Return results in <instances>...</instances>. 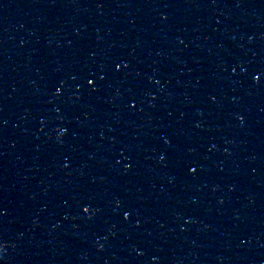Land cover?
Instances as JSON below:
<instances>
[{
    "label": "water",
    "instance_id": "95a60500",
    "mask_svg": "<svg viewBox=\"0 0 264 264\" xmlns=\"http://www.w3.org/2000/svg\"><path fill=\"white\" fill-rule=\"evenodd\" d=\"M0 264H264V0H0Z\"/></svg>",
    "mask_w": 264,
    "mask_h": 264
}]
</instances>
